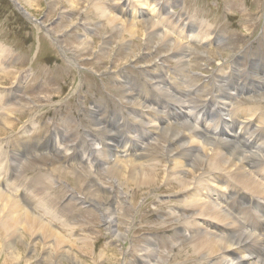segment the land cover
I'll return each mask as SVG.
<instances>
[{
	"label": "rangeland",
	"instance_id": "rangeland-1",
	"mask_svg": "<svg viewBox=\"0 0 264 264\" xmlns=\"http://www.w3.org/2000/svg\"><path fill=\"white\" fill-rule=\"evenodd\" d=\"M102 1L109 13L117 17V27H122L124 21L132 23L139 36L123 34L122 29L109 25L89 0H0V49H4L3 55L6 53L4 58L2 56L6 63L0 68V74H11L10 80H0V115L13 126L7 129L0 125L3 153L0 154V189L13 196L16 194L14 197L25 212L40 216L64 238L58 251L53 246L57 238L44 240L40 234L31 236L20 228L12 239L0 235V264H160L161 261L163 264H209L188 243L192 236L187 237L188 226L199 222L216 235L225 227L209 221L211 226L205 223L208 220L196 218L191 205L193 197L198 198L196 191H180L176 176L182 173L180 175L191 184L189 189L199 186L197 195L202 202L217 201L225 208L230 205L214 196L208 198L211 195L204 191L210 184H217L219 174L238 182L229 173L213 172L207 164L198 167L201 170L192 177L189 168L194 166L196 157L191 160L183 157V160V147L173 146L169 141L175 124L184 123L183 115L174 119L172 108L171 118L166 99L158 98L163 103L157 105L154 100L159 101L156 95H160L155 88L158 80L165 79L170 93L178 90V97L172 100L174 107L183 108L181 102L191 104L189 113L197 110L194 106L206 107L203 111L208 113L207 126L220 128V114H213L211 100L218 98L216 87L222 75L226 87L219 92L221 97L238 94L235 99L232 96L221 100L228 103L223 110L241 122L243 114L246 118L264 119V85H258L264 84V0H127V7H123L124 0ZM167 15L177 20L172 21ZM181 18L186 28L178 23ZM150 21L158 22L162 31L183 42L186 50L170 53L169 43L160 48L156 42L147 44L141 32ZM194 49L209 55L202 57ZM217 52L229 58L222 61L215 55L211 57ZM185 53L192 67L188 72L177 71L175 61ZM174 75L184 87L176 85ZM189 80L198 84L194 90H189ZM199 86L203 87L199 90ZM181 89L191 93L180 95ZM12 91L14 96H11ZM194 100L199 105L193 103ZM155 109L160 112L153 113ZM94 114L101 125H94ZM167 115L170 117L166 118ZM116 118L131 130L129 138L121 145L129 149L130 139L137 143L134 150L137 155L133 158L156 167L161 177L169 175L156 186L157 190L147 193L148 190L127 182L125 185L111 182L108 171L111 165L97 169L90 160L93 158L84 151L76 161L68 159L66 163L67 154H58L51 148L56 144L63 150L59 153L68 152L70 146L75 147L81 141L86 143L87 133L89 137L96 135L94 132L99 127L98 132L109 127L116 130ZM261 119L258 124L257 120L255 122L258 129L264 128ZM150 120L154 122L149 123ZM187 123L195 127L192 122ZM164 131L169 133L166 135ZM186 131L190 133L186 128L181 134L187 135ZM40 134H55L65 140L54 138L50 148L42 149L37 137ZM18 138L20 142L16 141ZM206 140L201 137L189 143L190 146L198 143L192 146L197 151L195 156L204 153ZM13 142L16 146H11ZM118 151L123 157L128 154L123 153L125 148ZM169 168L173 172L170 173ZM103 186L113 188L111 210L121 219L112 234L105 224L108 203L100 207L90 200L93 196L87 194L89 189L100 195ZM28 190L31 194L23 195ZM210 190L216 197L225 195L218 185L211 186ZM22 195L25 196L23 202L19 200ZM43 196L54 204L52 208L39 203ZM187 197L192 202H188ZM237 217L247 223L241 214ZM182 228H185L183 232ZM120 234L122 236H118ZM85 240L91 242V254L81 245ZM148 249L156 259L147 257Z\"/></svg>",
	"mask_w": 264,
	"mask_h": 264
},
{
	"label": "bare ground",
	"instance_id": "bare-ground-1",
	"mask_svg": "<svg viewBox=\"0 0 264 264\" xmlns=\"http://www.w3.org/2000/svg\"><path fill=\"white\" fill-rule=\"evenodd\" d=\"M89 1H90V4L95 7L96 12H98L101 15V18L109 21V25L115 26L116 29L118 30L122 29L123 34H129L132 37L136 36L135 38L139 36V32L135 31L134 24L132 23L124 21L122 22V27L120 28L117 27L116 26V24L118 23L117 17L109 13L106 5H104V2L102 0H89ZM127 5H128V1L124 0L123 7H127ZM168 18L172 21L177 20L175 19L173 15L168 16ZM182 20L183 18H181V20L178 23L182 24L183 28L184 27L186 28L185 23H181ZM162 30L163 29L162 27L159 26L158 22L150 21L149 25L146 28H144L141 33L143 34V36L145 37V41H147V44L149 45H152L153 42H156L158 44V48H160V47L165 46L167 43H169L168 46H170L171 48L170 53L171 52L175 53L178 51L186 50V45L183 42L173 38L168 32L162 31ZM194 51L196 53L200 52L199 54L202 57L209 55V53H206V52L203 53L199 51L198 49L197 50L194 49ZM186 52H189V51H186ZM3 53H4V49H0V68L4 67L6 63V61L3 59L6 56V53L5 55H3ZM173 53L170 55L172 56ZM214 55L221 60L222 58H226V60L229 58V56L227 55L225 56L224 54H221L220 52L212 53L211 57ZM175 63H177V71L180 70V71L188 72L190 71L192 67L190 64V61L186 57V53L183 56H181L180 59L176 60ZM10 75L11 74H9V72L1 73L0 80H6V79L10 80L11 79ZM174 77L175 79L173 80L177 82L176 85L178 87H184L183 83L180 80H178V77H176L175 75ZM218 79L220 83L216 87L218 98L211 100L212 101L211 106L213 108L211 110H213L214 115L217 112L220 114V120H221L220 128H216V126L213 127L211 125L207 126L205 121H206V118L208 117V113L203 111V109L206 107L200 108V107L194 106V109H197V110L192 111L191 113H189L188 111V109L192 106L191 104L186 105L184 102H181L183 105V108L174 107L172 100L174 98L176 100V98L178 97L176 93L178 90L175 91L176 89H174L172 91L173 93H170L171 91L169 92L168 87H167L168 84L165 79L164 80L161 79L160 81L158 80V85L156 84L157 86L155 88L157 89V92L160 95V96L156 95L157 99L163 98L164 100L165 99L167 100V104H168L167 108H169L167 112L169 113V115H171L172 108H174L175 110L174 119H177V118L180 119V117L183 115L182 118H183L184 123L175 124L176 130L174 128L172 129V132H171L172 138L170 140L169 139L167 140H169L171 145L173 146L180 145L183 147L182 148L183 149L182 159L184 157V158L191 160V159H194V157H196L194 166H192V168H189V169H192V173H191L192 177L195 178L199 170H201L198 167L202 168V164H207L208 169L212 170L213 172L223 171L227 174L229 173L230 175H232L235 181L239 183V184L238 183L236 184L230 177L219 174L217 177V180H218L217 184L216 183L210 184L209 186H207L208 190L204 191L208 195H211V196H208V198L212 199V196H214L221 203H225V204L227 203L231 206V207L229 206L228 208H225L223 207V204L221 206L217 204L218 203L217 201H214L216 203L211 202V201L202 202L199 199V196L197 195L200 187L196 185L194 187L193 185V188L189 189L188 187L191 186V184L189 183V181L185 180L183 178L184 176L180 175L182 173L179 172L180 174L176 176L177 177L176 179L180 181V188H181L180 191H187V192L196 191L195 195L198 198L194 196L193 198H195V200L193 199V203L191 204L192 211L196 213L195 214L196 218L197 217H198L197 219L201 218L204 221L205 219L208 220L205 222L206 224H210L211 222L209 221H215L217 222L216 224L222 225V228L225 227L224 229H222V231H219L220 233H217L218 235L217 236L216 234L213 233L214 231L209 232L208 230H206L205 229L206 227L201 225L202 223L192 222L193 224H189V221H188L189 226L188 224L186 225L189 227L188 230H190V233L187 235V237L188 236L190 237V235H192L190 239L188 238L189 239L188 243H190L192 247L195 249V251L199 253V257H203V259L207 261V263L209 264H264V184L261 183V181L264 182V173H263L264 170L262 171V169L264 168V128L258 129V126L256 125L258 124L259 119L261 118L258 119V117L256 116L252 118H246V115L243 114L241 117L244 118L243 119L244 121L241 122V121L232 119V117L228 115L227 111L223 110V108L226 107L228 103L221 101V100L230 99L232 96L235 99V96H237L238 94L235 93L232 95V93H230V96L228 98L221 97V94L219 92L221 91L222 93L226 85L225 83H223L222 75H220ZM188 83L190 85V87H188L189 90H194L198 85L196 84L195 81L191 82L189 80ZM258 85L262 86L264 84H258ZM202 87L203 86H199L198 89L200 90ZM19 88L20 86L17 85L15 89L18 90ZM198 91L196 90L195 92H198ZM179 93L180 95H184V94L191 93V92L184 91V89H181ZM14 94L15 92L12 91L11 96H14ZM154 102L157 103V105H160L161 103H163L160 100L159 101L154 100ZM3 103H6V102L3 101ZM193 103L198 104V101L194 100ZM231 103H233V101ZM159 112L160 110H157V109L153 110V113L157 114ZM169 115H167L166 118H169L170 117ZM211 117L213 116L211 115ZM171 118H172V115H171ZM108 119H110V116L106 118V120ZM92 120L94 122V125H97V126L101 125L99 122L100 120H98L95 114L92 115ZM256 120H257V123L255 124ZM263 120L264 119H261L260 121L262 122ZM170 121H167V123H169ZM187 121L192 122L191 124L197 128L192 127L190 123L189 124L187 123ZM152 122L154 121L150 120L149 123H152ZM114 123L118 127L116 130H114L113 128L111 129L110 127L109 128L105 127L106 130H103L102 132L101 131L98 132L99 130H101L99 127L97 128L99 130L97 132H94L96 133V135L89 137L88 135L90 134L87 133V136L85 137L87 139L86 143H83L81 141V143L75 147H73L74 145L70 146L69 151L64 152V153H59V152H62L63 150H61L60 147L57 146L56 144H53L54 138H57L60 140V138H58L55 134L53 135L40 134V135H37V137H38L40 144L42 145V149L50 148V143L52 142L53 145L51 146V148H53L56 153L62 154V155L67 154L65 157L67 158L65 159L66 163L68 159L76 161L75 159L77 158V156L81 155L80 153L84 151L86 154L87 153L89 154V158L90 157L93 158L90 160L92 163H94L97 169H101L104 167H106L105 169H107L111 165V167L108 170L111 175V182L118 181L121 184H124V183L126 184L127 182L128 185L130 186H134L139 189L140 187H142L145 190H148L147 193L157 190L158 187L156 186H159L160 183H162L164 179H168L169 175L164 174L163 177H161L160 172L158 171L156 167L144 165L140 162L138 158H133L135 155H137L135 154V151H134L135 148L137 147V143L134 140L130 139L129 149H127L128 146L121 145L123 142H125L129 138V133L131 131L130 127H125L124 124H120L117 118H116V121H114ZM0 125L4 126L7 129L13 128L12 124L9 123V121L3 118L1 115H0ZM163 125H162V128H163ZM206 127L208 130L205 129ZM186 128L190 130V133H194V134H190L188 133V131H186L188 133L187 135L181 134V132L185 130ZM238 129L240 130V132H238L239 131ZM35 132L37 133L38 131H35ZM39 132L43 133L45 131H39ZM61 132H62V136L65 137L66 134L62 130ZM164 132L166 135L169 133V131H164ZM201 137H205L208 139L203 143L202 150L204 153H200L199 156L198 155L195 156L197 151H196V148H193L192 146L196 147L197 146L196 144L198 143L192 144L191 146L189 143L196 141V138L200 139ZM189 139L190 141H188ZM64 140L65 139H61L60 141L64 142ZM16 141L20 142V139L18 138ZM15 142L11 143V146H16ZM94 145H96V147H94ZM64 148H66L65 145H64ZM122 148H125V151H123V153L128 152V154L125 157L122 156L121 152H120L121 153L120 155L118 151V149L122 151ZM224 150L227 152V154H225L226 152H224ZM0 151H1L0 154H3L1 147H0ZM97 151L99 152V155H100L99 157H97ZM207 156H208V159H207ZM109 159L111 160L109 161ZM174 160L176 159L174 158ZM208 160L210 162H208ZM79 161H82V160L80 159ZM154 164L155 163H153V165ZM186 165L187 164H184L185 167ZM246 168H249V171L252 174L254 173L255 177L251 173H249ZM169 172L171 173L173 172V170L169 168ZM0 175H2V173ZM256 177L259 178L261 181H259ZM222 180L225 183L220 182ZM191 181L194 184V180L191 179ZM43 182L44 184L47 183L45 181ZM199 185H202L201 182ZM217 185L219 186V188L222 189V192L225 195H221V196L217 195L216 197V195H214V193L210 190L211 186H214L216 188ZM19 190L21 191L20 188ZM223 190L227 192H224ZM101 191L102 193L98 195L94 193L93 191H89L88 189L87 194L88 196L91 194L93 197L90 200L93 203L99 205L100 207H103L106 203H108L107 204L108 208L106 212L107 220L105 224L108 228V231H110L112 234V233H115L116 227H118L117 225H120V222H121V219L117 217L116 212L111 210L112 208L111 203L114 200L113 199L114 190L113 188H106L103 186V189ZM7 192L2 191V189H0V235L1 236L7 235V236H10V239H12L18 234L19 228H20L25 234H29L31 236H34V235L38 236L40 234L44 238V240L53 241L54 238H57L58 241H55L53 246H54V250L60 251L59 246L61 242H64V238L57 233L56 229H54L52 224L45 222L40 216L34 215L33 213L25 212L23 207L19 203V201L14 197L16 194L13 196L12 194L7 193ZM28 192L29 190L23 193V195H30L31 193H28ZM135 192L137 193L138 191H135ZM253 193H256L257 195H254ZM23 195H22V199L19 198V200H22V202H23V199H25V196ZM182 195H186V193H182ZM46 197L45 196L41 197V199L39 200V203L40 204L43 203V205L47 204L46 205L47 207L52 208L54 204L50 203V201ZM202 197L204 198L205 196L203 195ZM99 198H101L102 201H100ZM189 199L190 200H188V202L189 201L192 202V199L191 198ZM127 200H128V196H127ZM187 206L189 207V205ZM245 212L247 213L245 214ZM254 213H256V215ZM239 214H241V216L247 221V223L243 222L242 220H241L242 224L240 223L241 221H239L237 217ZM213 227L216 228L215 226ZM76 229H78V227ZM76 229L74 228V230ZM184 229L185 228H182L181 232H183ZM225 233L227 235H225ZM118 236H122V235L120 234ZM120 238L121 237H117V239H120ZM90 243L91 242H88L87 240H85L81 245L87 248V252H90L91 254L92 247ZM148 250L146 251V253L149 254L147 257L153 256V258H155L154 254L150 252V250L149 251ZM161 263L163 264L162 261L160 262V264Z\"/></svg>",
	"mask_w": 264,
	"mask_h": 264
}]
</instances>
